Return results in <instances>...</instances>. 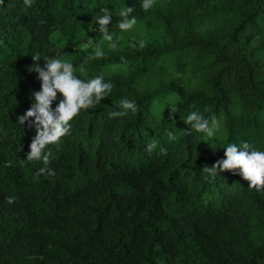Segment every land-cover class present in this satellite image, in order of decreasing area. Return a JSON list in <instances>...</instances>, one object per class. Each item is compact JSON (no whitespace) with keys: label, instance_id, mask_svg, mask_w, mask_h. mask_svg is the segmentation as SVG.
Returning a JSON list of instances; mask_svg holds the SVG:
<instances>
[{"label":"trees","instance_id":"1","mask_svg":"<svg viewBox=\"0 0 264 264\" xmlns=\"http://www.w3.org/2000/svg\"><path fill=\"white\" fill-rule=\"evenodd\" d=\"M142 2L0 0V264H264V188L240 169L202 170L230 144L264 152V0ZM51 58L113 87L46 146L45 165L27 160L34 117L17 118ZM194 111L216 118L213 136L184 122Z\"/></svg>","mask_w":264,"mask_h":264},{"label":"clouds","instance_id":"2","mask_svg":"<svg viewBox=\"0 0 264 264\" xmlns=\"http://www.w3.org/2000/svg\"><path fill=\"white\" fill-rule=\"evenodd\" d=\"M26 6H31L32 0H24ZM155 0H143L141 7L144 11L149 10ZM101 11L107 13L108 9ZM133 8L128 7L126 11H121L120 15L123 19L118 23L119 29L127 31L136 24V18L129 19V13ZM111 22V17L104 15L98 19L99 31L103 33V39L111 42V47L115 48L118 41L113 42V36L108 34V25ZM145 46L144 41L140 42V47ZM104 55L100 46H97L94 51V56L100 58ZM59 53H57V57ZM34 60H39L33 56ZM44 67L36 65L33 71L39 73L42 79V91L35 93V103L24 115L18 116L17 121L24 125L26 121L34 117L30 122V127H34L37 135L33 138L30 144V152L27 155L28 161L40 160L43 158L44 164L47 165L51 152L43 155L42 152L47 145L56 143L61 137L67 135L70 131V121L79 115L81 109L92 107L94 103H99L104 98L106 93H109L113 85L104 82L103 75L96 76L90 80L78 79L73 75V65L68 61L59 58H51L45 60ZM80 71L83 72L81 66ZM57 93L62 94L63 99L58 106L53 110L52 102L57 98ZM123 109H131L136 111V105L127 99L122 101ZM174 114V113H173ZM114 116L127 115L126 111L112 113ZM169 118L174 119V115ZM191 125V128L197 132H203L207 136L214 135V129L218 128V122L213 116L210 121L205 119L199 112H191L184 121ZM169 140H175L174 131H168ZM156 147L153 142L147 146V150L151 152ZM249 145L243 144V150H238L235 144H230L225 149L226 160H219L213 166H204V172L215 173L217 170H234L240 169L241 175L247 181H250V188L260 190L264 188V152L251 150ZM166 149L161 148V152L166 153ZM47 174L54 176L55 173L47 167L40 168L38 175ZM8 203H13V198H7Z\"/></svg>","mask_w":264,"mask_h":264}]
</instances>
